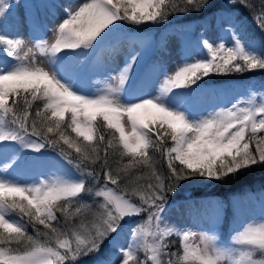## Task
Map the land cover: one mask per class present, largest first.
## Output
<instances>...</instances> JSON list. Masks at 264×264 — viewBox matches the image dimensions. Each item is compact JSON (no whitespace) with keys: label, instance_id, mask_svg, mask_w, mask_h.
<instances>
[{"label":"snow or ice","instance_id":"1","mask_svg":"<svg viewBox=\"0 0 264 264\" xmlns=\"http://www.w3.org/2000/svg\"><path fill=\"white\" fill-rule=\"evenodd\" d=\"M209 2H52L45 5L48 15L63 14L49 24L34 3L21 21L12 13L20 0H0V264H84L86 258L93 264H264V220L248 223L230 244L214 232L167 223L169 198L183 183L223 181L264 166V82L260 91L252 85L247 99L199 118L182 105L188 92L176 91L195 90L210 76L264 70V49L245 38L238 18L221 20L227 40L204 38L199 59L164 70L154 93L148 91L152 71L134 78L141 52L126 56L95 93L81 91L64 70L109 45L116 52L126 24L166 23ZM228 2L247 8L264 32V0L259 7L252 0ZM24 27L28 39L19 35ZM46 148L78 175L18 180L29 154ZM140 167L147 173L133 176ZM104 248L110 251L101 256Z\"/></svg>","mask_w":264,"mask_h":264},{"label":"rangeland","instance_id":"2","mask_svg":"<svg viewBox=\"0 0 264 264\" xmlns=\"http://www.w3.org/2000/svg\"><path fill=\"white\" fill-rule=\"evenodd\" d=\"M15 2V0H13ZM59 2L62 5H72L81 3L82 0H30L26 3L25 0H20L21 7L13 9V16L23 20L26 12L31 11V4H36L41 19L47 23L53 24L62 16V10L57 9L53 15H48L45 5ZM225 12H220L218 15H213L207 21L199 23L195 28V34L190 32H160L158 35V45L161 48L155 51V55L150 54L149 48L153 46L151 42L144 41L138 36L126 38V33L119 38L116 52L111 51L109 45L99 56L88 57L81 56L79 62L76 60L70 61L65 65V72L70 76L85 93H95L102 88L108 78V73L119 69L123 64L126 56H130L133 52H141L142 58L136 66L134 78L137 82L141 80L146 71L153 72V82L148 91L154 93L156 85L159 84L163 76L164 70L171 72L176 65L180 64L185 59H199L202 55L200 42L207 38L210 41L217 40L218 37H223L227 40V35L221 31V20L228 18ZM11 19V17H10ZM17 33L9 32L8 35H16ZM39 33H33L38 35ZM19 35L29 38V31L24 27ZM51 39V33L48 34ZM143 37V36H142ZM252 42L261 48L256 41ZM144 65L143 67H141ZM140 69L142 70L139 76ZM216 81L223 82L226 77L215 76ZM237 77V76H236ZM209 84V83H205ZM204 87V88H203ZM195 90L177 89L176 91H187L188 94L182 97V105L191 114L193 118L205 116L214 110L227 107L238 99H247L250 94L251 87L247 84L242 86H205L200 84V87H195ZM126 119V118H125ZM130 130V129H129ZM36 158L33 160L32 157ZM67 166L62 161L58 162L55 156L31 155L29 154V162L16 173L15 177L21 182H32L41 177H51L58 175H67L76 177L74 172H68ZM204 201V202H203ZM230 206L232 210V218L228 222L227 232L229 235L222 242L230 244L233 235L241 230L248 223H259L264 220V196L259 197L257 202L244 204L239 199L231 198ZM217 207L215 203L211 205V200H191L190 202H177L170 206L167 213V223L180 230H190L199 234L200 232L210 231L216 234V226L220 224L223 217V211H220V218L217 219ZM219 209H221L219 207ZM132 222L129 223L131 225ZM198 243V235L194 241ZM114 251V249H113ZM88 263L93 264V261L88 260Z\"/></svg>","mask_w":264,"mask_h":264},{"label":"trees","instance_id":"3","mask_svg":"<svg viewBox=\"0 0 264 264\" xmlns=\"http://www.w3.org/2000/svg\"><path fill=\"white\" fill-rule=\"evenodd\" d=\"M257 7L260 6V0H252ZM217 12H225L231 17H236L240 20L243 27L246 29L245 38L249 40L256 41L260 44L261 48L264 49V32L256 26L253 22L252 16L249 13L247 8L241 7L239 4L229 5L228 0H210L209 5L201 12H193L190 15L186 16H170L166 23L161 24H143L140 26H133L130 24L125 25L124 32L122 34H135V35H144V41L151 42L152 47L149 48L150 54L155 55V51L161 48V45H158L157 34L163 31H178V32H192L195 34L196 26L208 20L212 15H216ZM142 67V66H141ZM143 70V69H142ZM142 70L140 69L139 76L141 75ZM142 76V75H141ZM237 76V77H236ZM226 77L223 82L216 81L215 76H210L199 82V84L204 85H221V84H247V86H256V90H260V85L264 81V70H253L251 72H246L244 74H232ZM209 83V84H205ZM99 122V121H98ZM72 136H75L72 133ZM67 148L66 145H64ZM73 155H75L74 149H69ZM31 154V153H30ZM43 154L48 156H56L55 152L52 149L46 148L43 151ZM35 155V154H31ZM58 158V157H57ZM126 159V158H125ZM112 162V167L116 168L115 158L110 157ZM158 167L161 171H166V168L163 166V161H160ZM68 169V172H74V175L78 174L71 166H65L63 170ZM133 176L141 175L143 176L147 173V169L140 167L132 170ZM145 180L139 181V183H145ZM264 196V166L252 167L250 170L240 172L235 176H229L223 181H193L185 182L178 189L175 196H170L169 203L177 202H189L190 200H203L206 198H212L223 211V217L220 224L216 227V235L220 238L221 241L229 235L227 232V225L230 219L232 218V210L230 206V199L237 198L242 203L247 204L250 201L257 202L259 197ZM85 200L90 201L91 197H84ZM133 199L139 203L138 199L133 197ZM87 219L91 220L92 217L90 214L87 215ZM133 222V221H129ZM29 232H32V229L29 228ZM176 247L179 248V241H176ZM110 250L104 248L101 252V256L106 255ZM113 251V250H111ZM93 261V258H86L84 264H91L87 261Z\"/></svg>","mask_w":264,"mask_h":264}]
</instances>
